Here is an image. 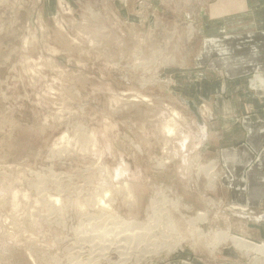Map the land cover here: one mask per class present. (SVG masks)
<instances>
[{
    "label": "rangeland",
    "instance_id": "1",
    "mask_svg": "<svg viewBox=\"0 0 264 264\" xmlns=\"http://www.w3.org/2000/svg\"><path fill=\"white\" fill-rule=\"evenodd\" d=\"M247 1L0 0V264H264L180 99Z\"/></svg>",
    "mask_w": 264,
    "mask_h": 264
},
{
    "label": "crops",
    "instance_id": "2",
    "mask_svg": "<svg viewBox=\"0 0 264 264\" xmlns=\"http://www.w3.org/2000/svg\"><path fill=\"white\" fill-rule=\"evenodd\" d=\"M242 3L236 9L245 14L236 23L210 22V36H219L222 47L204 57L201 86L210 105L204 142L225 169L221 195L240 207L231 214L245 223L242 236L264 241V0Z\"/></svg>",
    "mask_w": 264,
    "mask_h": 264
},
{
    "label": "bare ground",
    "instance_id": "3",
    "mask_svg": "<svg viewBox=\"0 0 264 264\" xmlns=\"http://www.w3.org/2000/svg\"><path fill=\"white\" fill-rule=\"evenodd\" d=\"M181 99V98H180ZM183 102H185L183 99H181ZM186 103V102H185ZM187 104V103H186ZM201 110V109H200ZM176 117L178 116L179 119L180 118V113L178 111H175L174 112ZM203 119H204V122L203 123H200L198 120V129H197V133H198V138H202L201 140H203L205 138V135L207 133V120L205 119V116H202ZM183 118V116H182ZM210 118V117H209ZM182 120V119H181ZM206 120V122H205ZM179 122L174 120L173 123H168L166 126H165V130L169 133V134H175V132L179 129ZM195 133V132H194ZM208 136V135H207ZM208 138V137H207ZM182 141V146H186V142H187V137H184ZM205 141V140H204ZM119 172L120 170H118V172H116V176L118 177L119 176ZM122 175V174H121ZM121 178V177H120ZM119 178V179H120ZM118 179V178H117ZM116 188V186H115ZM117 188H121V189H124L126 192H127V195H130L128 196L129 198H132L133 194H131L132 192V189L129 185L128 182L125 181V183L123 184H118ZM243 210L246 211L244 208L241 209V211ZM227 236H229V233H226ZM228 238H231L236 244L238 245H241L243 246V248H245L246 250H249V251H253V252H256L258 254H261V255H264V241L261 242L260 244L256 243V242H253V241H248L247 239L245 238H242V237H238V236H229ZM240 247V246H239Z\"/></svg>",
    "mask_w": 264,
    "mask_h": 264
},
{
    "label": "water",
    "instance_id": "4",
    "mask_svg": "<svg viewBox=\"0 0 264 264\" xmlns=\"http://www.w3.org/2000/svg\"><path fill=\"white\" fill-rule=\"evenodd\" d=\"M183 99V98H181ZM184 100V99H183ZM187 105L192 109V111L195 113V115L197 116V119L200 123H203L204 122V119L202 117V114L200 112V109L199 107L191 100H184Z\"/></svg>",
    "mask_w": 264,
    "mask_h": 264
}]
</instances>
